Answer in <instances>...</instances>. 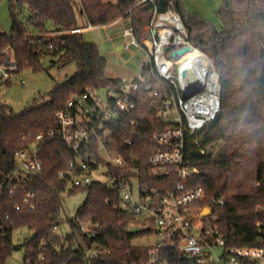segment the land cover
Segmentation results:
<instances>
[{
	"label": "trees",
	"instance_id": "obj_1",
	"mask_svg": "<svg viewBox=\"0 0 264 264\" xmlns=\"http://www.w3.org/2000/svg\"><path fill=\"white\" fill-rule=\"evenodd\" d=\"M8 1L12 28L8 34H0V65L7 61L10 51L16 69L7 68L6 81L4 75L0 76V88L9 83L11 73H20L24 68L37 71L47 58L59 67L75 64L77 71L20 113L0 101L1 178L16 168L18 151L33 143L39 133L55 128L56 113L65 108L73 95L87 89L118 86V78L106 75L107 59L99 46L86 41L83 32H71L84 28L77 11L93 27L107 26L120 19L130 21L138 40L155 14L172 11L182 17L192 44L211 56L222 88L221 111L216 120L198 133H185L184 166L196 170L186 188L202 186L210 199L224 198V205L218 206L214 214L229 245L262 246L264 0H221L217 11L221 30L203 18L186 14L182 0ZM53 32L63 33L52 36ZM142 72L145 76L153 75L149 66L144 65ZM133 96L135 108L121 113L117 121L105 124L110 138L108 148L121 153L127 166L109 165L110 177L116 178L114 183L73 188L71 192L85 189L88 194L75 217L62 218L63 194L70 183L67 170L75 153L59 140L46 137L39 145L43 171L26 185L27 191L36 192L33 208L23 204L22 193L11 196L7 189L2 190L0 264H5L8 256L22 246L23 264H87L84 252L94 246L100 250L96 264H141L151 259L153 246H135L133 241L149 237L154 231L129 233L133 217L121 206L119 182L139 175L144 184L163 192L175 185L177 176L158 178L149 172L150 158L161 148L154 134L167 124L155 115L145 85ZM61 172L66 173L64 178L60 177ZM249 179L255 180V185L246 188ZM65 222L70 231L63 235L60 228ZM83 224L95 232L94 237H88ZM22 229L30 237L15 245L14 233ZM159 257L174 263L180 261L179 253L171 248L162 249Z\"/></svg>",
	"mask_w": 264,
	"mask_h": 264
},
{
	"label": "built area",
	"instance_id": "obj_2",
	"mask_svg": "<svg viewBox=\"0 0 264 264\" xmlns=\"http://www.w3.org/2000/svg\"><path fill=\"white\" fill-rule=\"evenodd\" d=\"M91 28L93 26L88 25L71 32ZM147 28L139 41L134 27L127 21L122 35L128 41L123 49L143 48L148 60L142 67L149 66L153 75L145 76L141 70L137 78H118L117 87L107 88V102L102 100L98 89L73 95L65 108L56 113L55 128L39 133L33 143L17 152L16 168L3 178L0 175V195L3 189L11 196L22 193L23 204L34 207L36 192L27 191L26 185L30 178L43 171L39 145L46 137L61 141L75 153L67 170L73 188H86L98 182L114 183L116 178L110 177L109 165L123 168L127 163L121 153L108 148L110 138L105 124L117 121L121 113L134 109L133 95L145 85L155 115L167 124L154 134L161 148L152 154L149 172L158 178L177 176V182L163 192L144 184L139 175L119 182L121 206L132 215L131 226H139L143 231L153 230L149 237L158 241L145 245L153 246L151 259L141 264H182L180 261L184 264H264V235H261V247L229 245L214 214L218 206L224 205V198L209 199L202 186L186 188L196 170L184 166L185 133L200 132L216 120L221 111L222 88L215 64L208 53L192 44L179 14L172 11L155 14ZM186 46L191 47L189 52L174 56ZM194 51L198 53L195 58L183 60ZM7 65L11 69L15 67L10 57L3 64L1 74L4 76L10 69L5 68ZM196 87L200 90L192 93ZM65 175V172L60 173L61 178ZM205 210L209 212L207 215H204ZM83 231L90 238L95 236L87 224H83ZM167 248L179 253V263L169 258L160 259V251ZM84 256L87 264H96L100 250L94 246L87 249Z\"/></svg>",
	"mask_w": 264,
	"mask_h": 264
},
{
	"label": "rangeland",
	"instance_id": "obj_3",
	"mask_svg": "<svg viewBox=\"0 0 264 264\" xmlns=\"http://www.w3.org/2000/svg\"><path fill=\"white\" fill-rule=\"evenodd\" d=\"M116 1V0H105ZM186 9V14L198 19L203 18L208 21L215 29L221 30L222 23L217 15L221 0H182ZM78 21L82 27L88 26L85 19L81 18L77 11ZM12 28L10 17L9 1H0V34L9 33ZM127 28L124 20L118 21L108 26H95L83 31V37L88 42L96 43L103 56L107 59L106 75L111 78H137L140 76L142 65L148 60V56L143 48L130 46L118 51V46H124L128 39L123 37V32ZM144 29H142V33ZM10 62L15 63V59L10 51L7 52ZM5 63V62H4ZM10 68V65L5 66ZM16 69V63L15 67ZM3 65H0V76H3ZM14 70V69H13ZM77 71L75 64L65 67H59L51 64V59L42 60L41 69L35 71L32 68H24L20 73H11L9 83L3 84L0 88V101L10 105L16 113H20L27 107L41 101V96H47L56 84L64 82L68 77L73 76ZM3 76V81H6ZM100 179H103L102 177ZM246 188L255 185V180L249 179L245 182ZM73 185L69 183L68 190L63 194L62 218L71 219L75 217L78 209L87 199V190L79 189L74 192ZM209 198V197H208ZM210 199V198H209ZM209 212L204 211V215ZM132 227V226H131ZM58 230V229H57ZM70 231L68 222L61 225L60 232L65 235ZM30 234L26 229L14 233V244L21 245ZM157 241L155 237H143L135 239V246L154 244ZM221 251V250H219ZM25 258V247L14 250L7 258L5 264H23Z\"/></svg>",
	"mask_w": 264,
	"mask_h": 264
},
{
	"label": "water",
	"instance_id": "obj_4",
	"mask_svg": "<svg viewBox=\"0 0 264 264\" xmlns=\"http://www.w3.org/2000/svg\"><path fill=\"white\" fill-rule=\"evenodd\" d=\"M153 33H155V31L153 32ZM152 35V34H151ZM150 35V36H151ZM118 49V51H121V50H123V46H119V48H117ZM191 50V47H189V46H186V47H184V48H182V49H179V50H177L175 53H174V56H177V55H179V56H181V55H184L185 53H187V52H189ZM200 90V87H196V88H193L192 89V93H196L197 91H199ZM107 88H101V89H99V95H100V97L102 98V100L104 101V102H107ZM208 210H205V212H207ZM143 231V228H141V227H139V226H133V227H130L129 228V233H131V234H136V233H140V232H142ZM35 236V235H34ZM33 236V237H34Z\"/></svg>",
	"mask_w": 264,
	"mask_h": 264
},
{
	"label": "bare ground",
	"instance_id": "obj_5",
	"mask_svg": "<svg viewBox=\"0 0 264 264\" xmlns=\"http://www.w3.org/2000/svg\"><path fill=\"white\" fill-rule=\"evenodd\" d=\"M197 52L194 51L191 54H186V56H184L183 60H186L187 58H195L197 56Z\"/></svg>",
	"mask_w": 264,
	"mask_h": 264
},
{
	"label": "crops",
	"instance_id": "obj_6",
	"mask_svg": "<svg viewBox=\"0 0 264 264\" xmlns=\"http://www.w3.org/2000/svg\"><path fill=\"white\" fill-rule=\"evenodd\" d=\"M118 21H121V19L120 20H117V21H115L114 23H116V22H118ZM126 23H127V21H125ZM114 23H111V24H109V25H112V24H114ZM108 26V25H107ZM146 27H148V26H146ZM145 28V27H144ZM118 48H119V46H118Z\"/></svg>",
	"mask_w": 264,
	"mask_h": 264
}]
</instances>
